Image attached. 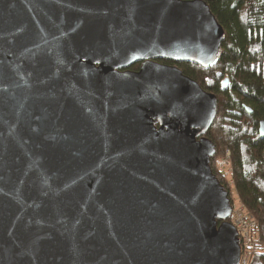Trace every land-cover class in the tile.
<instances>
[{
  "label": "water",
  "instance_id": "water-1",
  "mask_svg": "<svg viewBox=\"0 0 264 264\" xmlns=\"http://www.w3.org/2000/svg\"><path fill=\"white\" fill-rule=\"evenodd\" d=\"M222 35L202 0H0V264H237L215 97L159 62Z\"/></svg>",
  "mask_w": 264,
  "mask_h": 264
},
{
  "label": "trees",
  "instance_id": "trees-1",
  "mask_svg": "<svg viewBox=\"0 0 264 264\" xmlns=\"http://www.w3.org/2000/svg\"><path fill=\"white\" fill-rule=\"evenodd\" d=\"M202 1L223 31L214 61L207 68L187 62H159L176 65L214 95L215 116L203 134L213 146L208 165L227 192L230 206L233 189L254 218L251 235L255 252L248 264H264V138L257 132L258 121H264V0ZM138 66L137 62L129 68L137 70ZM224 79L227 87H222ZM244 106L250 107V114ZM225 150L229 172L224 176L215 170L214 163ZM226 221L231 222V214Z\"/></svg>",
  "mask_w": 264,
  "mask_h": 264
},
{
  "label": "built area",
  "instance_id": "built-area-1",
  "mask_svg": "<svg viewBox=\"0 0 264 264\" xmlns=\"http://www.w3.org/2000/svg\"><path fill=\"white\" fill-rule=\"evenodd\" d=\"M228 151H226L225 156L228 159ZM223 165L222 167H219L218 171H220L222 174H227L229 172V166L226 159H223ZM228 166V169L224 170L223 167ZM229 183L231 181L229 180ZM235 206V205H234ZM233 206V207H234ZM231 224L236 229V236L238 239L239 244V258L237 264H248L250 258L254 255L255 248L254 244L252 242V235L251 230L255 226V220L252 216H250L243 208L241 204H239L238 207L235 209H231Z\"/></svg>",
  "mask_w": 264,
  "mask_h": 264
},
{
  "label": "rangeland",
  "instance_id": "rangeland-1",
  "mask_svg": "<svg viewBox=\"0 0 264 264\" xmlns=\"http://www.w3.org/2000/svg\"><path fill=\"white\" fill-rule=\"evenodd\" d=\"M225 153H226V150L223 152V154H221L217 159H216V161H215V163H214V168H215V170L216 171H218V169H219V167H222L221 165H223L224 163H223V159H226L227 160V157L225 156ZM226 165V167H223V169L225 170H227L228 169V166H227V164H225ZM224 176H225V174H223ZM229 182V181H228ZM231 199H232V204H231V209L233 208V209H235L236 207H238L239 206V201L237 200V197H236V194H235V192H234V190L233 189H231ZM235 205V206H234ZM234 206V207H233Z\"/></svg>",
  "mask_w": 264,
  "mask_h": 264
}]
</instances>
